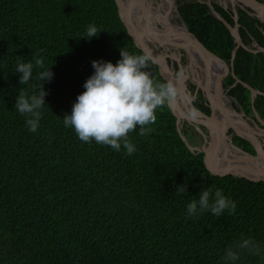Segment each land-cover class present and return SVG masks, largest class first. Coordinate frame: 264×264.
Here are the masks:
<instances>
[{
    "label": "trees",
    "instance_id": "trees-1",
    "mask_svg": "<svg viewBox=\"0 0 264 264\" xmlns=\"http://www.w3.org/2000/svg\"><path fill=\"white\" fill-rule=\"evenodd\" d=\"M213 3L234 26V13ZM179 12L204 46L231 65L235 38L209 5L190 0ZM238 12L244 44L255 40L264 47V24ZM89 25L101 29L97 36H87ZM121 48L144 52L117 0H0V264H223L225 249L242 237L264 245V177H236L204 152L190 150L180 133L182 119L168 101L157 109L149 133L139 135V126L128 133L136 145L131 155L82 141L64 125L94 72L92 60L115 63ZM36 57L53 77L43 82L38 73L44 69L37 66L21 85L17 62L35 63ZM234 69L264 92V52L241 46ZM148 70L167 83L158 64ZM234 82L229 75L226 86ZM42 87L46 103L33 132L14 105L19 91L39 93ZM229 94L246 115L254 118L256 108L264 117V94L253 101L242 83ZM197 105L211 112L203 101ZM234 142L247 144L240 137ZM210 186L222 189L235 209L189 217L187 204ZM238 264H264V256L244 251Z\"/></svg>",
    "mask_w": 264,
    "mask_h": 264
},
{
    "label": "clouds",
    "instance_id": "clouds-1",
    "mask_svg": "<svg viewBox=\"0 0 264 264\" xmlns=\"http://www.w3.org/2000/svg\"><path fill=\"white\" fill-rule=\"evenodd\" d=\"M98 29L89 25L87 36H97ZM87 38V37H85ZM88 39V38H87ZM90 40V39H89ZM19 60L15 72L20 73L19 83L27 84L33 77L34 67L44 69L38 73L43 82L53 77L50 68H44L41 58ZM94 72L85 80L84 91L79 93L73 102L70 114H65L63 123L66 127L74 128L78 137L85 142L94 140L96 143L110 146L115 151L123 148L128 155L136 151V145L129 138L128 133L139 126V135H146L151 131L148 127L157 120V109L167 101L177 96V89L171 83H160L153 79L148 70L155 57L151 51L141 54L130 53L121 48L120 59L115 63L110 60H92ZM182 75L178 73L179 76ZM45 89L39 93L28 94L19 91L14 108L21 114H26V125L35 132L42 116L41 109L46 103ZM235 104V102H234ZM236 105V104H235ZM197 109L193 107L190 115L197 116ZM184 190L181 185L177 191ZM235 201L226 196L222 189L213 187L202 188L198 199L187 204L189 217L210 211L216 216L225 210H234ZM264 256V245L251 237L241 238L234 245L225 249L223 264H238L241 253Z\"/></svg>",
    "mask_w": 264,
    "mask_h": 264
},
{
    "label": "water",
    "instance_id": "water-1",
    "mask_svg": "<svg viewBox=\"0 0 264 264\" xmlns=\"http://www.w3.org/2000/svg\"><path fill=\"white\" fill-rule=\"evenodd\" d=\"M238 1L248 5L256 11H258L257 9L264 11V2H260L258 0ZM117 2L120 5L127 29L133 36L137 46L144 52L151 51L153 53L155 63L159 65L160 73L166 81L171 82L175 86L176 82H182V80L188 79L192 72L194 74V82H197L200 87L206 90L210 100L212 101L211 113L207 114L194 105L195 96H190L191 91L188 89V104L190 110L193 107L198 110L195 119L190 117L188 114H185L183 110L181 111L174 99H170L168 101L169 105L177 113L180 119L181 116H184L189 120L195 121L197 123L196 127L198 131L204 137V142L199 148L191 145L186 135L183 134V132H180L190 150L204 152L207 158L215 166L227 169L236 177L249 179L264 177V146L253 140L256 145L257 152L256 154H253L233 143L232 135L227 134V129L228 127H235L224 123L228 121L223 120L222 110L216 108L215 106L216 102H221L222 104L223 99L227 97L233 101V106L235 108L236 106L241 108L237 99L229 94L230 88H226L225 86L224 79L231 72L229 64L220 56L204 46L200 39L189 29L179 10H177V16L181 21L180 29L175 26L174 23L172 24L171 21H168V19L166 20L161 16L158 17L155 13L154 15H151L150 11H153L154 7L161 5V2L158 0H149L147 5H145L146 1L143 0L139 7H134V5L130 4L129 0H117ZM204 2L209 5L211 13L215 17L227 25L235 38L236 47L232 53V66L234 65L236 53L241 46L252 52L264 50V48L255 40L253 41V44L257 47L255 49L244 44L239 30L238 3L235 4L236 0H231L233 11L235 13L234 19L236 23L234 26L222 17V15L216 10L212 1ZM153 3H155V5H153ZM158 22L161 26L157 24ZM182 26H184V29H182ZM169 48H172L173 50L170 53ZM183 55L186 57L185 66L181 62V57ZM166 56H172L173 58L178 59L180 73L182 72V75H180L179 78L174 75L173 70L170 66H168ZM232 74L238 82H242L245 87L251 90L253 101L258 94H264V92L252 87L250 84L238 78L235 72ZM243 113L246 116L244 111ZM255 114L261 123L264 124V120L259 116L257 110H255ZM246 117L248 119L250 118L249 116ZM200 125H203L207 129V133L200 127ZM256 128L261 127L256 124ZM179 131H181L180 128ZM222 152L224 155L227 153L226 157H224ZM229 153H231L232 156Z\"/></svg>",
    "mask_w": 264,
    "mask_h": 264
},
{
    "label": "flooded vegetation",
    "instance_id": "flooded-vegetation-1",
    "mask_svg": "<svg viewBox=\"0 0 264 264\" xmlns=\"http://www.w3.org/2000/svg\"><path fill=\"white\" fill-rule=\"evenodd\" d=\"M159 2H161V5L160 6H157V7H154L153 8V11H154V13H156V15H158V13H157V11H159V9H160V7H162V9H163V11H164V14L163 15H161V17L162 18H164V19H169V17H170V21H171V19H172V15H171V12H172V10H173V12L174 11H176V10H179V7L182 5V4H178V8L176 9V5H175V3L177 2V0H175L173 3H171V5L170 6H168V5H166V4H163V0H158ZM179 1V0H178ZM167 4H168V1H167ZM218 4H220V3H218ZM153 5H155V3H153ZM221 6H223L222 4H220ZM232 5V4H231ZM224 8H225V6H223ZM247 8V9H246ZM175 9V10H174ZM225 9H228V8H225ZM237 9L239 10V9H241V10H244L245 12H247V14L248 15H250V13H249V11L250 10H252L251 9V7H249L248 5H245V4H241V2H239L238 3V5H237ZM257 14H258V16H255V17H253V18H256V19H258L260 22H262L263 24H264V11H262V10H260V9H257L258 11H256L255 9H253ZM231 11L234 13V11H233V5H232V8H231ZM177 12V11H176ZM238 14H239V12H238ZM171 15V16H170ZM160 16V15H159ZM234 16H235V13H234ZM251 16V15H250ZM252 17V16H251ZM235 20V19H234ZM174 23V22H173ZM236 23V22H235ZM159 26H161L160 25V23L158 22L157 23ZM240 24V23H239ZM239 29H240V27H239ZM262 29V31L264 32V28H261ZM252 43H253V41H252ZM258 43V42H257ZM261 46V45H260ZM263 47V46H262ZM264 48V47H263ZM250 51V50H249ZM260 52V51H259ZM261 52H264V50H262ZM255 53H257V52H255ZM181 55H182V51H181ZM167 58H169L170 59V63L168 64V66H170V68L173 70V73H174V75L175 76H178V73H180V65H179V62H178V59L177 58H173L172 56H166V59ZM166 62H167V60H166ZM181 62H182V64L184 63V66L186 65V57L183 55L182 57H181ZM230 66V73L225 77V79H224V82H225V86H226V79H227V77L229 76V75H232L233 76V72H235V70H234V65L232 66V64L231 65H229ZM235 74H236V72H235ZM193 73L191 72V74H190V76H189V78L188 79H186V82H187V88L189 87V85H188V81H190V85L191 86H194L193 87V92H194V95L192 96V97H194L195 96V99H194V105L197 107V108H199V109H201L198 105H197V103L199 102V103H201V101H203L205 104H207V106L208 107H210V109H211V104H212V101L210 100V98H209V96H208V94H207V92H206V90L205 89H203L202 87H200L198 84H197V82H194V79H193ZM237 75V74H236ZM234 77V76H233ZM235 78V77H234ZM239 78V77H238ZM239 83H242V82H238L237 81V79L235 78V82H234V84H232L230 87H227L226 86V88H230V90H232V88H234L236 85H238ZM189 90H190V88H188ZM190 96H191V94H190ZM233 97V96H232ZM256 98V97H255ZM255 100V99H254ZM202 110V109H201ZM254 110H257L256 108H254ZM203 111V110H202ZM257 112L259 113V111L257 110ZM211 113V112H210ZM210 113H208V114H210ZM254 114H255V111H254ZM246 116H248V115H246ZM259 116L264 120V117H262V115L259 113ZM250 117V116H249ZM255 117H256V114H255ZM252 118V117H250L249 119L256 125V124H258L261 128H255V129H258V130H260V131H262L263 133H264V124L263 123H261V121L258 119V117H256V118ZM184 119L185 121H188V124L193 128V129H196L197 130V132H199L198 131V129H197V127H196V122L195 121H191V120H189L187 117H182L181 116V119ZM202 127H203V125H202ZM227 134H231L232 135V141H233V143H235L234 142V139L236 140V138H238V137H240V138H242L243 140H245L246 142H247V144H242L241 146L240 145H238L237 143H235L236 145H238V146H240L241 148H243L244 150H246V151H248V152H250V153H253V154H256L257 152H256V145H255V143L253 142V140L251 139V138H249V137H247V136H245L244 134H242V133H239V132H237L236 131V129L235 128H233V127H230V130H227ZM199 135L201 136V138H202V140H203V142H204V137H203V135L199 132ZM260 140V139H259ZM256 142H259L258 140H255ZM237 142H240V140H237ZM259 143H261L263 146H264V144H263V142H261V140H260V142Z\"/></svg>",
    "mask_w": 264,
    "mask_h": 264
},
{
    "label": "bare ground",
    "instance_id": "bare-ground-1",
    "mask_svg": "<svg viewBox=\"0 0 264 264\" xmlns=\"http://www.w3.org/2000/svg\"><path fill=\"white\" fill-rule=\"evenodd\" d=\"M143 0H129L130 4L134 5V7H139V5L141 4ZM146 4H148L149 0H145ZM168 1V4H167ZM175 0H163V4H166L168 6L171 5V3H173ZM238 0H236L235 4L237 3ZM227 3V0H226ZM230 7V6H229ZM177 11V10H176ZM151 15H154V11H150ZM158 13V17H160L161 15L164 14V11L162 9V7H160L159 11H157ZM156 14V13H155ZM174 14L173 10L171 12V15ZM160 15V16H159ZM170 15V16H171ZM168 21H170V17L168 19ZM175 26H177L179 29L181 28L180 24L174 23ZM182 29H184V26H182ZM142 34V33H141ZM171 70V69H170ZM235 70V69H234ZM172 71V70H171ZM175 87L177 89V95H180V97L183 99V104L184 107L187 111H191L189 105L186 103L185 99L187 98L188 100V95H189V91L187 88V83H186V79L181 81L176 82ZM174 101L177 103L176 97L173 98ZM216 101V100H215ZM216 108L221 109L222 110V116H223V120H230L231 123L233 124V126L235 127L236 131L239 133H246L245 136L251 138L252 140H258L256 137V132L257 133H261L264 134L262 131L258 130V129H253L251 128L240 116V114L237 112L236 108L233 106V101L231 99H228L227 97L225 99H223L222 104L221 102H216L215 103ZM180 109V107H178ZM181 110V109H180ZM185 114H188L186 112H184ZM191 117V116H190ZM260 142V140H258ZM223 154V152H222ZM226 154L224 155V157H226ZM231 156L232 154L229 153Z\"/></svg>",
    "mask_w": 264,
    "mask_h": 264
},
{
    "label": "rangeland",
    "instance_id": "rangeland-1",
    "mask_svg": "<svg viewBox=\"0 0 264 264\" xmlns=\"http://www.w3.org/2000/svg\"><path fill=\"white\" fill-rule=\"evenodd\" d=\"M186 1H190V0H177V2L175 3V5H176V9L178 8V4H182V3H184V2H186ZM202 1H212V2H215V3H220V4H222L223 6H225V8H228L229 10H231V8H232V3H231V0H227V3H226V0H202ZM237 3H239V1H237ZM242 4V3H241ZM238 5V4H237ZM230 6V7H229ZM247 9V8H246ZM252 9V8H251ZM175 10V9H174ZM174 14H172V19H171V23L173 24V22L174 23H179L180 24V19H179V17L177 16V12L176 11H174L173 12ZM249 13H250V15L252 16V17H255V16H258V14L252 9V10H250L249 11ZM254 43V42H253ZM253 43H251L248 47H250V48H253V49H255V48H257ZM171 51H173L172 50V48H169V53L171 52ZM183 65H184V63H183ZM187 83V82H186ZM188 85H189V87L188 88H190V91H191V96H193L194 95V92H193V87L194 86H191L190 85V81H188ZM176 100H177V105H178V107H180V109H181V111L183 110L184 112H186V113H188V115L189 116H191L190 115V111H187L186 109H185V107H184V104H183V99L180 97V95H177L176 96ZM185 101H186V103L188 104V100H187V98L185 99ZM189 105V104H188ZM236 109H237V112L241 115V117L243 118V120L250 126V127H252L253 129H255L256 128V125L250 120V119H248L245 115H244V113H243V111L241 110V108H239L238 106H236ZM192 121V120H191ZM224 121H228V122H224L226 125H233V124H231V121L230 120H224ZM230 121V122H229ZM200 127L207 133V129L203 126L202 127V125H200ZM183 129H186V132H184L183 131ZM181 130H182V132H183V134H185L186 135V137L188 138V140H189V142L191 143V145H194V146H196V147H201V145H202V143H203V140H202V138H201V136L199 135V132H197V130L196 129H193L189 124H188V121H185L183 118H182V120H181ZM256 130V129H255ZM245 135H246V133H244ZM256 137H258L257 139L259 140H261V142H263V144H264V134H261V133H257L256 132Z\"/></svg>",
    "mask_w": 264,
    "mask_h": 264
}]
</instances>
